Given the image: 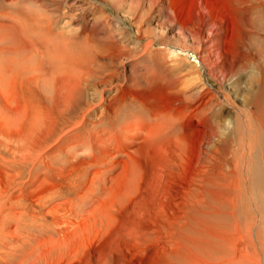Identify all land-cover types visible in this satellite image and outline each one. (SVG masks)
Returning a JSON list of instances; mask_svg holds the SVG:
<instances>
[{"label": "rangeland", "instance_id": "rangeland-1", "mask_svg": "<svg viewBox=\"0 0 264 264\" xmlns=\"http://www.w3.org/2000/svg\"><path fill=\"white\" fill-rule=\"evenodd\" d=\"M198 1L0 0V264H264V5Z\"/></svg>", "mask_w": 264, "mask_h": 264}, {"label": "bare ground", "instance_id": "bare-ground-1", "mask_svg": "<svg viewBox=\"0 0 264 264\" xmlns=\"http://www.w3.org/2000/svg\"><path fill=\"white\" fill-rule=\"evenodd\" d=\"M112 1H114V0H112ZM156 1H159V0H156ZM161 1V0H160ZM203 1V3L202 2H197V3H195L196 5H195V9H197L196 11H198V10H200L201 9V6L202 5H204V1L205 0H202ZM252 1H254L255 3H259V4H261V5H264V0H252ZM222 2V0L220 1H212V0H210V2L209 1H205V3H207V5H208V7H207V5H204V7H205V9H207V10H204V11H207V12H203L204 14L201 16V18H199L198 19V21L200 20V22H199V25L198 26H201L202 24H204L205 23V21H207L206 23H208V24H211L210 23V20L209 19H211L210 17H209V12L211 11V9L212 10H214V14H215V11H216V13L217 14H219V16H221L222 18H220V19H224L223 20V22L221 21V23H220V26H219V28H218V31H223V29H225V31H223V33L225 32V33H228L227 35L229 36V35H231V34H234V32H237L238 33V30H239V24H241V22L238 24L237 22H239V21H231V18H230V21H229V23H225V20H226V18H227V20L229 19L228 17H226L225 16V13L227 14V15H230L232 12V10L230 11V8L229 7H232V6H229L228 7V4H222L221 3ZM114 3V2H113ZM159 3V2H158ZM115 4V3H114ZM167 5V4H166ZM220 5V6H219ZM191 6H192V4H191ZM252 6V5H251ZM247 7V6H246ZM250 7V6H249ZM233 8V7H232ZM238 8V7H237ZM242 8V7H241ZM190 9V8H189ZM210 9V10H209ZM234 10H235V7L233 8ZM250 9V8H249ZM202 10V9H201ZM200 10V11H201ZM246 10H248V9H246ZM182 11V10H181ZM189 11V10H188ZM195 12V11H194ZM202 12V11H201ZM231 12V13H230ZM237 12H239V11H237ZM241 12V11H240ZM191 13V12H190ZM186 14H188V13H186ZM201 14V13H200ZM212 14H213V12H212ZM176 15V14H175ZM183 15V14H182ZM181 15V16H182ZM190 15H193L192 13L190 14ZM198 16H199V13H198ZM210 16H211V14H210ZM218 17V16H217ZM230 17H232V14H231V16ZM238 17V16H237ZM198 18V17H197ZM216 18V17H215ZM105 19V18H104ZM196 19V18H195ZM203 19H205V21H203ZM216 20V19H215ZM197 21V22H198ZM186 22V21H185ZM195 22V21H194ZM217 23H219L218 21H214L212 24L213 25H216ZM196 24V23H195ZM225 24L227 25L225 28H224V26H225ZM194 27H195V25H194ZM193 27V28H194ZM240 27H242V26H240ZM185 28H187V26L185 27ZM197 29H199V28H197ZM193 30V29H192ZM200 30V29H199ZM190 31V30H189ZM243 30L241 29V32H242ZM8 32V31H7ZM247 32V31H246ZM190 33V32H189ZM248 33V32H247ZM198 34V33H197ZM200 34H201V31H200ZM215 35L216 36H218V35H220L219 33H215ZM224 36H226L225 34H223ZM195 36V35H194ZM221 36V35H220ZM220 36H218V37H220ZM236 36V35H235ZM238 37H239V34L237 35ZM236 36V39L238 38ZM199 37V36H198ZM226 38V37H225ZM215 39H216V41H217V37H215ZM231 39H232V37H231ZM231 39H229V37H228V41L226 42V41H223L222 43V45H219L215 50L216 51H214L215 53H214V57L213 58H216L215 59V63H214V66H213V69L216 71V73H215V76L219 73V69H221V66H222V63L224 62V61H226L225 62V65L227 64V65H229V66H232V65H234L238 60H239V58H241L242 57V51H240V53L238 54V55H236L235 56V53L237 52V50H236V52H235V46H234V42H232V44H231ZM240 39V38H239ZM224 40V39H223ZM234 40V39H233ZM238 40V39H237ZM34 41V40H33ZM222 41V40H221ZM244 42V41H243ZM18 43H20L21 45H22V48H24V47H26V45L21 41H18ZM32 44H34V42L32 43ZM242 45V44H241ZM21 47V46H20ZM211 47V46H210ZM208 48H209V45H208ZM242 48H244L243 46H242ZM241 49V48H240ZM22 50H24V49H22ZM245 50V49H244ZM233 52H234V55H233ZM245 53V52H244ZM172 54H173V52H172ZM229 55L231 56V58L229 57ZM174 56H175V53H174ZM216 56V57H215ZM203 58V57H202ZM211 59V58H210ZM238 59V60H237ZM212 60V59H211ZM202 62L203 61H205L206 62V60H201ZM209 61V60H208ZM209 63V62H208ZM212 64V63H211ZM208 65V64H207ZM210 65V64H209ZM194 66V65H193ZM195 66H197V65H195ZM195 66H194V69H195ZM228 67V66H227ZM191 69V68H190ZM212 69V68H211ZM259 69V68H258ZM214 70H213V73H214ZM222 71V70H221ZM260 71V70H259ZM188 74V73H187ZM190 74V73H189ZM193 74V73H192ZM184 75V74H183ZM214 75V74H213ZM256 75H259V78H260V80H262V84H260L261 86H263V78H264V74H262V72L259 74H256ZM193 76H195V75H193ZM196 77V76H195ZM250 77V76H249ZM253 77V76H252ZM189 78L190 77H188V79L187 80H189ZM213 78V77H212ZM185 79V78H184ZM219 79V78H218ZM250 79V78H249ZM249 79H248V81H249ZM257 79H258V76H257ZM183 80V79H182ZM197 80V79H196ZM64 81V80H63ZM66 83V82H65ZM79 84V83H78ZM77 84V85H78ZM249 84V82L247 83V85ZM259 87V86H258ZM73 93V92H72ZM229 93V92H228ZM255 93V92H254ZM71 94V93H70ZM254 95H256V94H254ZM253 95V96H254ZM246 97V96H245ZM255 99V98H254ZM247 100V99H246ZM258 100V99H257ZM226 101V100H225ZM245 105V104H244ZM199 110V109H198ZM217 111V110H216ZM213 113V112H212ZM185 115H188V114H185ZM244 115V114H243ZM242 115V116H243ZM248 114H246V116H247ZM211 116V115H210ZM166 117V116H165ZM186 118H187V116H185ZM208 117V116H207ZM249 117H250V115H249ZM167 118V117H166ZM173 118H174V116H173ZM244 118V117H243ZM258 118V117H257ZM184 119V118H183ZM248 119V118H247ZM246 119V120H247ZM130 120V119H129ZM129 120H126V121H129ZM175 120V119H174ZM180 120V119H179ZM182 120V119H181ZM181 120H180V122H181ZM178 121V120H177ZM177 121H175V123H177ZM202 122V124H205V123H207V121L205 120V118L203 119V120H201ZM243 121V120H242ZM259 121H260V123H261V128L263 127L264 128V113H262V114H260V117H259ZM218 122V121H217ZM174 123V124H175ZM124 124H126V123H124ZM142 125V124H141ZM166 125V124H165ZM169 125V124H168ZM168 125H167V127H168ZM180 125V124H179ZM161 126V125H160ZM175 126H177V124L175 125ZM125 127V126H124ZM141 127V126H140ZM163 127V126H162ZM148 129V128H147ZM154 129V128H153ZM155 130H157L156 128H155ZM262 130V129H261ZM127 132V131H126ZM129 132V131H128ZM156 132V131H155ZM130 133H132V132H130ZM130 133H129V135H130ZM144 133V132H143ZM157 133H159V132H157ZM156 133V134H157ZM162 133V132H161ZM205 133V132H204ZM125 134V133H124ZM135 134V133H134ZM209 134V133H208ZM126 135H127V133H126ZM148 135H149V133H148ZM151 135V134H150ZM145 136H147V135H145ZM154 136V135H153ZM204 136H205V134H204ZM152 137V136H151ZM151 137H150V139H151ZM157 137V136H156ZM128 138H130L129 136H128ZM127 138V139H128ZM158 139V138H157ZM156 139V140H157ZM174 139V138H173ZM259 139V138H258ZM153 140V139H152ZM159 140V139H158ZM157 140V141H158ZM180 140H181V138H180ZM179 140V141H180ZM137 141V140H136ZM143 141V140H142ZM178 141V138H176V141H174V143H175V145L176 146H178L179 148H182V147H184V146H180L181 144L183 145V143L181 142V144H180V142ZM140 142V141H139ZM165 142V141H164ZM129 143V142H128ZM149 143V142H148ZM202 143V142H201ZM150 144V143H149ZM154 144V143H153ZM173 144V143H172ZM161 145V144H160ZM116 146V145H115ZM202 146V145H201ZM207 146V145H206ZM189 147V146H188ZM254 147V146H253ZM166 148V145H165V147H164V149ZM177 148V147H176ZM179 148H177V149H179ZM187 148V147H186ZM157 149V148H156ZM173 149V148H172ZM182 149H184V148H182ZM168 150V149H167ZM187 150V149H186ZM154 151V150H153ZM160 151V150H159ZM171 151H173V150H170V153H172ZM181 151V150H180ZM188 151V150H187ZM152 152V151H151ZM189 152V151H188ZM180 154L182 153V151L181 152H179ZM179 153H177L176 155H178ZM157 154H158V152H157ZM163 154V153H162ZM168 154V153H167ZM185 154H186V152H185ZM182 154V156L181 157H183V156H186V155H188V154ZM154 155V154H153ZM175 155V156H176ZM194 155V154H193ZM159 156V155H158ZM157 156V157H158ZM169 156V155H168ZM171 156H173V155H171ZM155 157V156H154ZM157 157H155V158H157ZM186 157H188V156H186ZM159 158V157H158ZM162 158H164V156L162 157ZM159 159H161V158H159ZM195 159V158H194ZM155 160H157V159H155ZM158 161V160H157ZM164 161V160H163ZM170 161V160H169ZM159 162V161H158ZM177 162V161H176ZM162 164V163H161ZM164 165V164H163ZM178 165V164H177ZM171 166V165H170ZM165 168V167H164ZM184 168V167H183ZM152 170V169H151ZM183 170V169H182ZM161 180V179H160ZM166 182V181H165ZM145 184V183H144ZM155 184V183H154ZM156 185V184H155ZM159 186V185H158ZM123 187V186H122ZM197 196V195H196ZM96 204V203H95ZM82 216V215H81ZM1 223V222H0ZM81 234V233H80ZM13 235V234H12ZM59 245V244H58ZM65 245H67V244H65ZM87 245V244H86ZM92 245V244H91ZM56 246V245H55ZM70 246V245H69ZM71 247V246H70ZM53 248H55V247H53ZM56 249V248H55ZM57 250V249H56ZM67 251V250H66ZM63 254V253H62ZM51 255V254H50ZM71 258V257H70Z\"/></svg>", "mask_w": 264, "mask_h": 264}]
</instances>
